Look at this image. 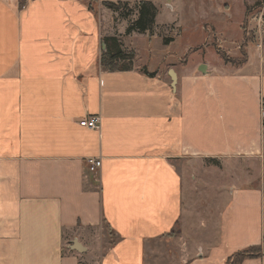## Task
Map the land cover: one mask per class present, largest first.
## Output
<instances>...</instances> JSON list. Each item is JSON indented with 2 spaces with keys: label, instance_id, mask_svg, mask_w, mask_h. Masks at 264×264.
Returning <instances> with one entry per match:
<instances>
[{
  "label": "crops",
  "instance_id": "1",
  "mask_svg": "<svg viewBox=\"0 0 264 264\" xmlns=\"http://www.w3.org/2000/svg\"><path fill=\"white\" fill-rule=\"evenodd\" d=\"M99 1L0 0V264H226L250 246L241 264H264V22L242 27L264 0H150L152 30L129 34L136 11L102 1L140 0ZM104 37L132 59L104 68ZM211 42L245 60L211 61Z\"/></svg>",
  "mask_w": 264,
  "mask_h": 264
},
{
  "label": "trees",
  "instance_id": "2",
  "mask_svg": "<svg viewBox=\"0 0 264 264\" xmlns=\"http://www.w3.org/2000/svg\"><path fill=\"white\" fill-rule=\"evenodd\" d=\"M102 4L106 7L119 11L122 17L128 18L129 15L136 11V18L129 21L127 28L125 29V34H129L132 31L135 32H145L151 31L154 25V19L157 14V7L150 0H140L133 7L127 8L126 2H110L102 1ZM259 3L256 2L255 5ZM254 5V6H255ZM126 8V10H125ZM248 14V12H247ZM246 14V16H247ZM170 38H164V41H169ZM104 50L100 56V64L109 70H116L118 68V59H132V53L124 52L120 48V44L116 37H104ZM220 57L226 62L241 63L245 60V53L243 51V59L236 60L228 57L223 51L217 49ZM151 75V73H149ZM105 230L110 236V229L108 225H105ZM261 254V248L259 246H250L243 250H239L231 254L226 260V264H241V262L249 257H257Z\"/></svg>",
  "mask_w": 264,
  "mask_h": 264
},
{
  "label": "built area",
  "instance_id": "3",
  "mask_svg": "<svg viewBox=\"0 0 264 264\" xmlns=\"http://www.w3.org/2000/svg\"><path fill=\"white\" fill-rule=\"evenodd\" d=\"M252 12H248L247 16L245 17L246 20V32L253 31L260 32L263 22H264V4L257 6L255 9V6ZM261 113L262 116H264V100L261 101ZM79 125L84 126L88 129H98L100 127V117L97 115L94 116H88L85 118H82L79 120ZM88 162V170L91 173H96L101 165V159L100 157H90L87 159ZM261 242L264 243V235L261 239Z\"/></svg>",
  "mask_w": 264,
  "mask_h": 264
},
{
  "label": "rangeland",
  "instance_id": "4",
  "mask_svg": "<svg viewBox=\"0 0 264 264\" xmlns=\"http://www.w3.org/2000/svg\"><path fill=\"white\" fill-rule=\"evenodd\" d=\"M162 1H166V0H161L160 1V3L162 2ZM95 2H96V4H100V1L99 0H95ZM255 5V4H254ZM254 5L252 6V9L250 8L249 10H248V12L250 13V12H252L251 10H253V8H254ZM260 5V4H259ZM258 4H256L255 5V9L257 8V6H259ZM130 6L129 5H127V8H129ZM131 7H133V6H131ZM198 9V8H197ZM125 10H126V8H125ZM162 10L164 11L163 12V17L164 18H169V13H168V11H166V9L163 7L162 8ZM239 10L240 9H238V8H236L235 10H234V12H233V16H232V18H231V20L234 22V23H237L238 21H239V19L241 18V14H239ZM164 14H167V15H164ZM160 20V19H159ZM246 21V20H245ZM244 21V22H245ZM244 22H243V24H242V27L244 28V27H246V25H244ZM246 32V31H245ZM247 34L245 35V37H244V39L246 38V39H253L254 38V34H253V31H248V29H247V32H246ZM185 39V37L183 38V40ZM212 43V42H211ZM212 45V47L210 48H207V49H205L206 50V53H207V58L208 59H210L211 61H215L219 56L217 55V53H216V51H217V49H219L220 51H223V49H220V48H217L216 47V44L214 43H212L211 44ZM239 48H240V46H239ZM216 50V51H215ZM238 51H239V49H238ZM240 54L238 53V55H237V58H236V60H242L243 59V56H242V54H243V48L241 47L240 48ZM198 54H200L199 52H195L194 51V53H192L191 54V57L193 58V59H195L196 57H197V55Z\"/></svg>",
  "mask_w": 264,
  "mask_h": 264
},
{
  "label": "water",
  "instance_id": "5",
  "mask_svg": "<svg viewBox=\"0 0 264 264\" xmlns=\"http://www.w3.org/2000/svg\"><path fill=\"white\" fill-rule=\"evenodd\" d=\"M201 68L203 69V66ZM170 75L172 77V80H174L175 79V76H174V73L172 71H170ZM72 242H73V248L75 250H77V251H83V247H81L79 245V243H77V240L74 239Z\"/></svg>",
  "mask_w": 264,
  "mask_h": 264
}]
</instances>
